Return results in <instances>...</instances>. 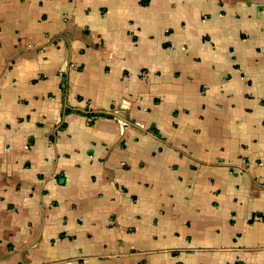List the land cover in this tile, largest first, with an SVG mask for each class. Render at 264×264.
Returning <instances> with one entry per match:
<instances>
[{
	"label": "crops",
	"instance_id": "crops-1",
	"mask_svg": "<svg viewBox=\"0 0 264 264\" xmlns=\"http://www.w3.org/2000/svg\"><path fill=\"white\" fill-rule=\"evenodd\" d=\"M0 264H264V0H0Z\"/></svg>",
	"mask_w": 264,
	"mask_h": 264
}]
</instances>
